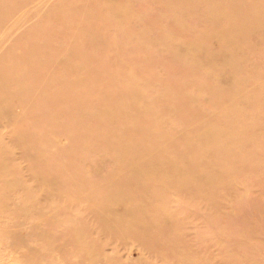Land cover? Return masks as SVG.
<instances>
[{
    "label": "rangeland",
    "instance_id": "1",
    "mask_svg": "<svg viewBox=\"0 0 264 264\" xmlns=\"http://www.w3.org/2000/svg\"><path fill=\"white\" fill-rule=\"evenodd\" d=\"M0 264H264V0H0Z\"/></svg>",
    "mask_w": 264,
    "mask_h": 264
},
{
    "label": "bare ground",
    "instance_id": "2",
    "mask_svg": "<svg viewBox=\"0 0 264 264\" xmlns=\"http://www.w3.org/2000/svg\"><path fill=\"white\" fill-rule=\"evenodd\" d=\"M216 1H217V0H209L210 3H212V2L215 3ZM166 7H167V6H166ZM168 7H169V6H168ZM225 8L227 9V7H225ZM235 14H236V12H235ZM232 15H234V14H232ZM232 15H231V17H232ZM237 15H239L238 12H237ZM235 16H236V15H235ZM235 16H233V18H235ZM236 17H237V16H236ZM231 19H232V18H231ZM231 19H230V20H231ZM236 20H238V18H237ZM239 20H240V19H239ZM232 21H233V20H232ZM230 22H231V21H230ZM233 22H234V21H233ZM232 24H233V23H232ZM234 24H237V23H234ZM234 24H233V25H234ZM229 26H231V27L233 28L232 25H229ZM234 26H235V25H234ZM236 27H237V26H235V28H236ZM75 28H76V27H74V29H75ZM78 28H79V27H78ZM81 28H83V27H81ZM148 28H149V27H148ZM226 28H227V27H226ZM230 29H231V28H230ZM75 30H76V29H75ZM79 30H80V29H79ZM141 34H142V33H141ZM220 35H221V34H220ZM174 37H175V35H174ZM174 37H173V38H174ZM168 38H169V37H168ZM139 40H142V39L139 38ZM171 40H172V39H171ZM178 40H179V39H178ZM169 41H170V38H169ZM166 42H168V41H166ZM173 46H174V45H173ZM76 47H77V46H76ZM74 49H75V48H74ZM76 54H77V52H76ZM171 60H172V59H171ZM171 60H170V61H171ZM170 63H171V62H170ZM172 63H173V62H172ZM124 65H125V64H124ZM55 67H56V66H55ZM114 67H115V66H114ZM50 68H51V67H50ZM59 68H60V67H59ZM119 68H120V67H119ZM40 69H41V71H42V68H40ZM40 69H39V71H40ZM51 69H52V68H51ZM62 69H63V68H62ZM119 70H120V69H119ZM52 71H53V70H52ZM112 71H113V70H112ZM117 71H118V70H117ZM86 73H87V72H86ZM107 73H108V72H107ZM118 74H122V73L118 72ZM112 79H113V78H112ZM102 82H103V81H102ZM72 89H73V88H72ZM182 89H183V88H182ZM207 89H208V88H207ZM91 90H92V87H91ZM72 91L74 92L75 90H72ZM78 91H79V89H78ZM70 94H71V92H70ZM71 96L74 97V93L71 94ZM113 103H114V102H113ZM113 103H112V104H113ZM115 103H116V102H115ZM112 104H111V105H112ZM116 104H118V103H116ZM114 105H115V104H113L112 106H114ZM116 106H118V105H116ZM110 108H111V107H110ZM115 108H116V107H115ZM118 109H119V106H118ZM120 109H121V108H120ZM176 114H177V113H176ZM180 118H182V117H180ZM117 119H118V118H117ZM181 121H182V120H181ZM183 122H185V121H183ZM125 132H126V131H125ZM127 132H128V131H127ZM235 133H236V132H235ZM236 134H238V133H236ZM110 136H114V135L109 134V136H108V134H107V136H105V137H108V138H109ZM235 136H237V135H235ZM122 137H125V136H122ZM122 137H121V138H122ZM112 138H114V137H112ZM116 138H117V137L115 136V139H116ZM106 139H107V138H106ZM110 139H111V137H110ZM115 139H113L114 142H116V143H114V145H115V144H118V146L121 147V146H122L121 144L125 143L124 141H122V143L120 144V143H118L117 139H116V140H115ZM108 140H109V139H108ZM111 140H112V139H111ZM111 140H110V141H111ZM124 140H125V139H124ZM126 140H127V139H126ZM213 140H214V139H213ZM119 141L121 142V140H119ZM112 142H113V141H112ZM115 146H117V145H115ZM125 146H126V145H125ZM116 148H117V147H116ZM125 148H126V150H127V146H126V147L123 146V149H125ZM206 148H207V147H206ZM206 148H205V149H206ZM118 149H119V148H118ZM123 149L120 150V151H123ZM207 149L209 150V148H207ZM207 149H206V150H207ZM255 149H256V148H255ZM255 149H253V150H255ZM256 150H257V149H256ZM129 152H130V150H129ZM256 152H257V151H256ZM258 152H259V151H258ZM123 153H124V151H123ZM150 156H151V155H150ZM250 157H251V156H250ZM252 157H254V156H252ZM160 158H162V157H160ZM149 159H150V158H149ZM121 168H122V167H121ZM206 168H207V167H206ZM124 169H125V168H124ZM204 169H205V167H204ZM120 171H121V170H120ZM210 171L212 172L213 170H210ZM202 172H203V171H202ZM205 172H206V170H205ZM214 172H215V171H214ZM203 173H204V172H203ZM206 173H207V172H206ZM212 173H213V172H212ZM163 175H164V177H166L165 175H167V174H163ZM168 176H169V174H168ZM161 177H162V176H161ZM191 177H192V176H191ZM195 178H196V177H195ZM164 179H165V178H164ZM159 180H160V179H159ZM162 180H163V179H162ZM118 181H119V180H118ZM157 182H158V180H157ZM164 183H165V182H164ZM164 183H163V181H162V184H164ZM121 184H122V183H121ZM178 186H179V185H178ZM137 210H138V209H137ZM138 211H139V210H138Z\"/></svg>",
    "mask_w": 264,
    "mask_h": 264
}]
</instances>
